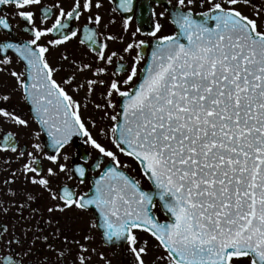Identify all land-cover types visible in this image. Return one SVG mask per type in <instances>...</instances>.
Returning <instances> with one entry per match:
<instances>
[{
    "label": "snow or ice",
    "instance_id": "obj_1",
    "mask_svg": "<svg viewBox=\"0 0 264 264\" xmlns=\"http://www.w3.org/2000/svg\"><path fill=\"white\" fill-rule=\"evenodd\" d=\"M65 3L0 0V264H264V0Z\"/></svg>",
    "mask_w": 264,
    "mask_h": 264
},
{
    "label": "flooded vegetation",
    "instance_id": "obj_2",
    "mask_svg": "<svg viewBox=\"0 0 264 264\" xmlns=\"http://www.w3.org/2000/svg\"><path fill=\"white\" fill-rule=\"evenodd\" d=\"M49 0H45V3H48ZM71 2V0H66L65 3V7H67V5ZM148 2L149 0H137V3H143L144 7L142 9L143 12V16H144V21L143 22H138L135 19L132 22V28L130 29V31L134 30L135 26L137 25V23H140V26L142 27V30L144 32H147L150 30L151 28V24L149 22V9H148ZM155 7V5H153ZM111 7L112 5L109 4V0H104V8L101 9V15L104 18V22L107 23L110 19H113L115 21V23L112 24H108L107 28H104L103 25H101L100 27V31L103 32L105 35L108 33L114 34V35H125V43L128 42V36L129 34H124L122 32V14L120 13H113L111 11ZM163 7H156V11H162ZM86 15L82 16L81 20L79 21L80 25H84L87 23L86 20ZM15 23H22L20 21H16ZM161 23L165 24V32H171L173 30V27L171 24L168 23L167 19L162 20ZM89 27H93V25H89ZM17 37L19 38L21 36V33L17 32L16 33ZM101 39H103V37H100ZM137 39H146V40H151V38L146 37V36H137ZM124 45L116 43V42H109V48L110 49H121ZM65 48L67 49L68 55L71 58L72 56H75L77 59H89L91 60L93 57L91 55H89L87 53V51L78 46L76 41L73 40L72 42H70L69 44H67L65 46ZM64 49H59L55 52H53L50 56V60L55 63L59 57V54L61 51H63ZM150 51L151 49L148 48L146 49V55H150ZM126 55V61L130 64L131 63V56L135 55V52L133 51L131 55L125 54ZM142 66V65H141ZM18 67V65H17ZM5 79H7L5 77ZM5 91H7V89H5ZM98 91H102V89H98ZM18 99V97H14L13 99V103L16 102V100ZM25 112L27 111V109L24 110ZM6 130H12L15 131V129L10 128V126L8 125H4L3 126ZM24 142V138H21V143ZM74 150L80 154L83 152H86L88 149L82 145L80 143L79 140L76 141V146L74 147ZM0 167H3L2 162H0ZM18 167V165L13 164V168ZM133 175H136L134 173H132ZM8 173L7 172H0V181H3V179L5 178V176H7ZM19 181H17V183L15 185H13V187H18L19 186ZM35 191H39L38 189ZM47 204V201H43V202H38L37 204L33 205V207H38L40 209V211L43 213V216L45 218H47L49 216V214L44 211V208ZM28 213L26 212L25 215H27ZM11 215V214H10ZM56 219L59 220V225L58 227L61 229V231L63 232L64 235L71 237L74 234V230L75 229H84L86 227V221L87 219H89V216H85L84 219H79L77 218V214L73 211V212H66V213H54L52 214ZM35 219H39V214L36 215ZM33 223H35V220L33 221ZM41 227H45L43 224V221H41ZM56 227L55 223L53 224L52 227H45V234L51 233L53 231V228ZM19 230V229H18ZM97 239H98V235H97ZM36 247L38 249H40V254L44 255V256H48L50 258L54 259V254L51 250L45 248L42 244H40V242L38 241L36 244ZM57 248H61L62 244L58 243L56 244ZM105 251H107L112 258L113 264H128V259L130 258H126L123 253L122 250L119 248H106L104 249ZM30 259L37 261L38 264V260H39V255L37 256H30ZM71 259V258H69Z\"/></svg>",
    "mask_w": 264,
    "mask_h": 264
},
{
    "label": "rangeland",
    "instance_id": "obj_3",
    "mask_svg": "<svg viewBox=\"0 0 264 264\" xmlns=\"http://www.w3.org/2000/svg\"><path fill=\"white\" fill-rule=\"evenodd\" d=\"M134 174L138 175V173H134Z\"/></svg>",
    "mask_w": 264,
    "mask_h": 264
}]
</instances>
